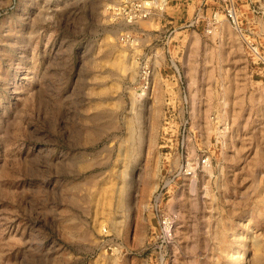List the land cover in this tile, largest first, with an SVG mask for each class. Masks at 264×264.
<instances>
[{"label":"rangeland","instance_id":"1","mask_svg":"<svg viewBox=\"0 0 264 264\" xmlns=\"http://www.w3.org/2000/svg\"><path fill=\"white\" fill-rule=\"evenodd\" d=\"M114 1L0 0V264H264V61L223 3L204 35L168 29L170 4L127 26ZM236 7L264 57V0ZM181 135L209 159L191 177ZM161 213L175 230L159 250Z\"/></svg>","mask_w":264,"mask_h":264},{"label":"built area","instance_id":"2","mask_svg":"<svg viewBox=\"0 0 264 264\" xmlns=\"http://www.w3.org/2000/svg\"><path fill=\"white\" fill-rule=\"evenodd\" d=\"M211 2L216 5L217 3H223V13L224 16L237 35L239 41L243 46L248 48L250 51V57L255 62L264 61V57L258 54V48L261 47L260 37L253 23L250 26L247 23H243L240 19L239 12L236 7V0H200V6L198 10L194 13L191 20L186 24V29L195 28L200 23H202L201 32L204 35H210L213 33L215 27V15L213 12L209 19H203L201 15V7L203 5ZM170 4V0H115L108 8L114 21L123 23L127 26L134 25L142 20H147L157 13L165 12L166 7ZM200 13V14H199ZM119 43L126 47L137 46L138 37L128 32H121L118 37ZM178 84L177 92L181 95L179 96L181 104L187 106L188 100L186 98L188 89L184 81L181 80V76L178 70L175 68ZM153 67L148 63V60L142 61L138 69V79H139V94H145L152 83ZM172 104H170L169 99L166 104V111L168 113V120L164 122L165 125H169L173 122L171 119L172 114L169 113L168 109H172ZM179 126L186 128L189 125V118L180 119L178 122ZM189 143L184 140V136L181 135L180 143L178 148H176V154H178L180 160V168L176 172L177 175L183 174L185 177H191L195 173L197 167L205 168L208 164V156L202 153L199 155L195 162L189 159ZM178 177V176H177ZM158 229L157 233L153 236L152 240L159 244L158 249H166L170 244H172L174 239V227L175 219L172 216L161 213L157 216Z\"/></svg>","mask_w":264,"mask_h":264},{"label":"crops","instance_id":"3","mask_svg":"<svg viewBox=\"0 0 264 264\" xmlns=\"http://www.w3.org/2000/svg\"><path fill=\"white\" fill-rule=\"evenodd\" d=\"M219 4V3H217ZM209 2L201 7L202 18L209 19L211 13L215 10L217 6ZM200 6V0H170V17L168 18L169 27L172 29L173 33L177 30L196 33L202 30V23H200L195 28L186 29V24L191 20L194 13L198 10ZM215 6V7H214ZM199 13V14H200Z\"/></svg>","mask_w":264,"mask_h":264},{"label":"bare ground","instance_id":"4","mask_svg":"<svg viewBox=\"0 0 264 264\" xmlns=\"http://www.w3.org/2000/svg\"><path fill=\"white\" fill-rule=\"evenodd\" d=\"M217 30H218V29H217ZM139 97L143 98V96H141L140 94H139ZM138 102H139V101H138ZM138 102H137V103H138ZM140 102H141V101H140ZM138 104L140 105V103H138ZM101 228H102V227H101ZM101 228H100V229H101ZM104 230H105V229L102 228V231H104ZM174 230H175V229H174ZM105 231H106V230H105Z\"/></svg>","mask_w":264,"mask_h":264}]
</instances>
